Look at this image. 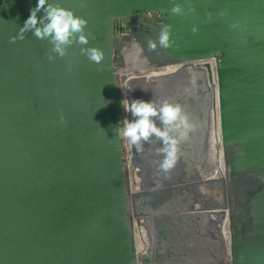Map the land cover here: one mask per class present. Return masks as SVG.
<instances>
[{"label": "water", "instance_id": "water-1", "mask_svg": "<svg viewBox=\"0 0 264 264\" xmlns=\"http://www.w3.org/2000/svg\"><path fill=\"white\" fill-rule=\"evenodd\" d=\"M37 2L0 0V264H142L116 132L122 74L184 64L167 85L200 74L216 83L212 106L240 188L228 240L221 235L209 262L264 264V0H191L185 16L170 14L172 0H57L89 21L100 65L80 45L50 62L51 45L32 32L10 43ZM165 24L173 47L149 51Z\"/></svg>", "mask_w": 264, "mask_h": 264}, {"label": "flooded vegetation", "instance_id": "flooded-vegetation-1", "mask_svg": "<svg viewBox=\"0 0 264 264\" xmlns=\"http://www.w3.org/2000/svg\"><path fill=\"white\" fill-rule=\"evenodd\" d=\"M212 87L200 74L181 84L122 90V100L179 104L195 125L180 142L178 162L168 174L159 169L158 138L145 143L141 153L124 139L134 246L142 264H213L209 251L219 246L227 217L237 209L240 188L224 158L219 121L214 127ZM123 116L133 119L124 109ZM157 126L162 127L158 120Z\"/></svg>", "mask_w": 264, "mask_h": 264}, {"label": "clouds", "instance_id": "clouds-1", "mask_svg": "<svg viewBox=\"0 0 264 264\" xmlns=\"http://www.w3.org/2000/svg\"><path fill=\"white\" fill-rule=\"evenodd\" d=\"M185 6L175 3L172 0V7L169 12L172 16H185L195 12V7L191 0H185ZM43 12V15L38 13ZM211 14H207V19H211ZM89 21L78 16L73 10L63 7L57 0H38L35 7L30 10V15L20 27L17 37H13L10 43H15L17 39H25V34H32L40 39L47 40L51 45L47 59L51 62L57 57L64 58L68 55V49L73 45H80V53L87 59L100 65L105 54L102 49L88 47L90 36L86 33ZM237 28L238 24H233ZM193 34L199 31L197 26L192 27ZM172 25L165 24L160 28L156 39L147 40L149 51H156L159 48L169 49L174 45L171 39ZM95 39L93 35L91 37ZM125 112L130 113L133 119L125 118L116 129L118 135L134 146L137 153L144 151L145 143L152 137L159 139L161 147L158 153L163 155L159 163V169L168 174L177 164L179 159V144L188 138V133L195 127L190 122L188 115L179 104H173L168 100L157 104L154 100L144 101L142 99H123L121 101ZM60 123L65 122L63 114L60 115ZM157 120L162 127L157 126Z\"/></svg>", "mask_w": 264, "mask_h": 264}, {"label": "bare ground", "instance_id": "bare-ground-1", "mask_svg": "<svg viewBox=\"0 0 264 264\" xmlns=\"http://www.w3.org/2000/svg\"><path fill=\"white\" fill-rule=\"evenodd\" d=\"M186 67H187V65H185V64L184 65H173V66L164 67V68H162L160 70H156V71H134V70H132V68H129L122 74V90L125 87H131L127 84L128 80L136 79V78H142V77H146L148 80H156L158 85L168 84L170 81H172L171 80L172 78L174 80H177L181 75H184L183 72L185 70H187ZM192 72H194V70H192ZM179 74H180V76H179ZM181 83H179V84H181ZM172 84H175V83H172ZM144 86H147V84ZM214 121H215V125H214V127H215L219 121L216 107H214ZM227 229H228V225H226L225 229L222 232L223 233L222 236L225 240H228Z\"/></svg>", "mask_w": 264, "mask_h": 264}, {"label": "built area", "instance_id": "built-area-1", "mask_svg": "<svg viewBox=\"0 0 264 264\" xmlns=\"http://www.w3.org/2000/svg\"><path fill=\"white\" fill-rule=\"evenodd\" d=\"M215 84H216V83H212V86H215ZM212 88H214V87H212ZM214 89H215V88H214ZM214 92H215V94H216L215 97L217 98V91L214 90ZM217 108H218V106H217ZM128 180H129L130 187H131L130 179H128ZM130 187H129V191L131 192L132 189H131ZM135 231H136V229H135ZM138 245H139V243H138ZM135 247H136V250H137L136 253L139 254L140 250L137 248V245H135Z\"/></svg>", "mask_w": 264, "mask_h": 264}]
</instances>
